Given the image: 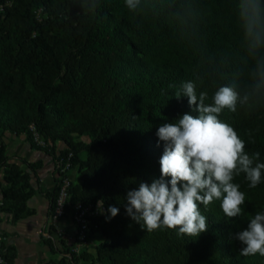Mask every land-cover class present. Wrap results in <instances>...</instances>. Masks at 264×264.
<instances>
[{
	"label": "trees",
	"instance_id": "obj_1",
	"mask_svg": "<svg viewBox=\"0 0 264 264\" xmlns=\"http://www.w3.org/2000/svg\"><path fill=\"white\" fill-rule=\"evenodd\" d=\"M188 80L209 98L222 85L248 96L219 118L264 163V86L253 91L259 76L235 0H141L135 11L124 0H0V211L31 213L30 175L8 161V134L53 158L48 214L57 162L69 161L70 201L104 200L105 214L88 219L100 238L93 251L76 254L59 234L67 256L43 264H264L259 254L241 256L235 239L264 212V174L255 188L243 173L234 178L246 194L239 217L226 218L219 201L201 205L208 230L197 238L147 232L125 213L126 192L160 176L157 127L196 114L186 96H173ZM39 162H24L33 176ZM109 205L119 213L106 221Z\"/></svg>",
	"mask_w": 264,
	"mask_h": 264
},
{
	"label": "clouds",
	"instance_id": "obj_2",
	"mask_svg": "<svg viewBox=\"0 0 264 264\" xmlns=\"http://www.w3.org/2000/svg\"><path fill=\"white\" fill-rule=\"evenodd\" d=\"M140 2L124 0L129 11H135ZM92 7L94 10L95 5ZM235 9L247 51L256 62V91L264 86V0H235ZM173 96H186L196 114L186 112L157 127V143L163 146L160 176L150 183L141 181L137 188L126 192L125 213L147 232L167 228L175 230L177 236L197 238L208 230L200 206L207 209L219 201L226 218L241 216L246 194L234 178L243 173L248 187L255 188L261 183L264 163L258 162L259 152L249 155L234 127L219 118L225 110L235 112L238 102L248 100L247 95L241 100L233 87L222 85L209 98L208 92L198 91L196 84L188 80ZM103 204L101 198L96 206L102 215ZM106 212L107 221L119 213V208L109 205ZM235 239L240 242L241 256L264 257V212L250 217Z\"/></svg>",
	"mask_w": 264,
	"mask_h": 264
},
{
	"label": "crops",
	"instance_id": "obj_3",
	"mask_svg": "<svg viewBox=\"0 0 264 264\" xmlns=\"http://www.w3.org/2000/svg\"><path fill=\"white\" fill-rule=\"evenodd\" d=\"M5 153L9 155L8 161L27 171L30 175L32 194L25 205L31 213L18 219H13L10 212L0 211V234L2 238V252L4 262L8 264H43L57 261L67 256L57 243V235L53 226L49 224V197L56 182V172L53 158L43 152L31 149L22 136L7 135ZM39 162L33 176L24 162ZM5 183L3 179V166L0 165V186ZM1 201V191H0ZM71 208L67 206L65 214L57 221L61 228L60 236L64 242L71 246L76 244V226L70 217ZM98 235H90L85 249L91 251L90 245ZM100 239V238H99Z\"/></svg>",
	"mask_w": 264,
	"mask_h": 264
},
{
	"label": "built area",
	"instance_id": "obj_4",
	"mask_svg": "<svg viewBox=\"0 0 264 264\" xmlns=\"http://www.w3.org/2000/svg\"><path fill=\"white\" fill-rule=\"evenodd\" d=\"M30 128H32L31 125ZM69 155L70 153H68L67 156ZM56 166L59 168L58 172L60 175L57 192L53 198L52 209L48 217L49 224L54 227L56 235L61 234V228L56 226L57 221L65 214L66 207L70 206V217L74 221V224L76 226V244L74 246H71V250H73L74 253L78 254L82 249L85 248V246H87L89 235L93 232L94 229V226L92 228L89 227L88 219L99 216L101 214L97 212V202L82 203L77 200L70 201L68 199L70 177L67 170L69 169V161L66 160L63 164L57 162ZM2 238L3 236L0 234V261H3L4 263L2 252Z\"/></svg>",
	"mask_w": 264,
	"mask_h": 264
},
{
	"label": "rangeland",
	"instance_id": "obj_5",
	"mask_svg": "<svg viewBox=\"0 0 264 264\" xmlns=\"http://www.w3.org/2000/svg\"><path fill=\"white\" fill-rule=\"evenodd\" d=\"M92 234H94V235H97L96 233H94V232H92L90 235H92ZM90 235H89V237H90ZM100 239H99V236H98V239L97 240H93L92 242H94V244H92V245H90V248H92L91 249V251H93V247H94V245L99 241Z\"/></svg>",
	"mask_w": 264,
	"mask_h": 264
}]
</instances>
